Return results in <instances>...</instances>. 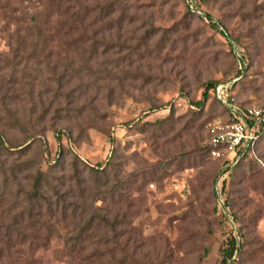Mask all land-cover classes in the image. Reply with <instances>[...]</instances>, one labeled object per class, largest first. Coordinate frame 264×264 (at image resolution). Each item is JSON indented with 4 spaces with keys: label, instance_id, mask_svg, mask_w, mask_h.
<instances>
[{
    "label": "rangeland",
    "instance_id": "rangeland-1",
    "mask_svg": "<svg viewBox=\"0 0 264 264\" xmlns=\"http://www.w3.org/2000/svg\"><path fill=\"white\" fill-rule=\"evenodd\" d=\"M119 4L124 12L99 21L89 41L79 34L70 48H52L49 67L27 53L11 62L0 32V134L16 146L0 151V264H219L232 236L243 243L242 264H264V137L257 159L211 158L207 124L221 110L203 95L208 82L239 77L244 104L264 101V0ZM90 168L103 170L99 179ZM37 169L60 194L82 174L89 211L118 223L96 219L80 234L89 211L73 214L78 201L65 196L54 215H26L29 237L6 247ZM217 186L231 203L224 214Z\"/></svg>",
    "mask_w": 264,
    "mask_h": 264
},
{
    "label": "trees",
    "instance_id": "trees-1",
    "mask_svg": "<svg viewBox=\"0 0 264 264\" xmlns=\"http://www.w3.org/2000/svg\"><path fill=\"white\" fill-rule=\"evenodd\" d=\"M89 0H0V32L5 34L4 39L6 41V47L8 49V53L13 54L11 57V62L23 55L28 54V60H34L36 63H40L39 58L42 57L41 62L45 64V66H50L52 55V48H58V50H62L70 48L77 39V35L82 34V37L89 41V37L94 35V31H97L99 21H103L105 19H112L113 16L117 14L120 10L121 13L124 12L123 6H120V0H105L103 6L91 5L88 3ZM87 18H90L89 21H86ZM213 26L217 27L215 23ZM93 32H92V31ZM83 41V43H86ZM7 62V61H6ZM20 61H15L14 65H20ZM26 62V59L24 63ZM19 63V64H17ZM51 71L55 72L56 66L52 65ZM25 67L22 69V72L26 71ZM38 71V70H36ZM24 77V74H22ZM30 77V75H28ZM37 76L31 77V81H35ZM59 80L61 78L59 77ZM221 82H208L205 87V91L203 92L204 97L207 96V93L210 94L211 99L218 105L221 110V115L217 116L224 120H229L230 114L226 110L225 106L222 104L220 99L218 98V89L222 85ZM231 98L234 102L241 106H245V104L240 99L237 88L235 85L231 88ZM199 105H202V102H196ZM263 102L258 104H253L255 106H260ZM252 105V104H247ZM16 113L13 112L12 119H14L13 123H18V119L16 118ZM216 118V117H215ZM214 119V118H213ZM209 123V122H208ZM207 133V141H208V132ZM35 134V133H34ZM32 134V136L34 135ZM264 133L260 135V137L254 142L253 146L250 148L248 154L241 159H257V148L259 142L263 139ZM31 136L25 137L24 141H28ZM56 139L58 143H61V137L59 134L56 135ZM14 146L12 143L7 144L2 135L0 134V151L6 150L11 151ZM206 152L209 154L208 144L206 142ZM225 154L220 156L224 157ZM211 157V156H210ZM213 158V157H211ZM77 170V168H75ZM23 172L24 169L20 168L18 170H13V177L17 179L20 172ZM100 171L90 168V177H97V173H102ZM30 177V176H29ZM26 178V177H25ZM31 186L27 194L23 192V190L18 189L19 193H24L26 198L25 212H18L17 216L20 218L19 221L15 220L10 223L9 226L6 227L4 231V237H6V241H4V245L8 247L12 242V238H18L24 241L29 235L23 233V223L24 218L27 215L35 216L38 215L39 218L44 216V209H46V213L49 215H54L57 207V203L62 200L65 201V196L76 197V201H72V212L76 214L77 208L82 206V214H86L87 211L91 208L85 202V198L87 194H90V190L87 188L86 180L82 177V174L76 173L73 174V177L70 179H74L75 187L71 184L69 188L60 194L57 186L52 185L46 176L41 170L37 169L33 175L30 177ZM104 180L100 182L104 183L105 186H108L107 176H103ZM82 184V186H81ZM79 186V188H78ZM3 191L6 193L8 184L6 182L2 185ZM1 189V186H0ZM48 191H51L56 198L53 200V197L48 194ZM100 193L106 194V190ZM97 195V192L95 193ZM18 199L17 203L13 204V207H17L19 204L18 193L15 195ZM226 207L231 206L230 201L225 199ZM22 207V206H21ZM55 207V208H54ZM38 208L37 213H34L35 209ZM44 208V209H43ZM64 209L62 208V213ZM91 211V210H90ZM87 213L82 216L81 219L85 221L82 227L79 229V233L81 234L84 230H89L93 227L94 224L97 223L96 219L101 224H105V226H111L112 228L118 223V218L112 221L106 217L98 218L95 212ZM54 212V213H53ZM229 214V213H228ZM64 216V215H63ZM38 218V219H39ZM233 219H235L233 217ZM40 220H36L31 222V226H35L39 223ZM227 248L220 259L219 264H233L232 260L235 255L236 249L239 246L236 264H242L240 262V256L242 252L243 243H239L236 236L230 237L228 240ZM75 248V246H74ZM231 261V262H230Z\"/></svg>",
    "mask_w": 264,
    "mask_h": 264
},
{
    "label": "built area",
    "instance_id": "built-area-1",
    "mask_svg": "<svg viewBox=\"0 0 264 264\" xmlns=\"http://www.w3.org/2000/svg\"><path fill=\"white\" fill-rule=\"evenodd\" d=\"M227 82H223L219 87L218 98L222 102L225 97L230 104L232 112L226 109L230 114V118L229 120H224L216 117L207 124V144L209 154L213 158L238 152L248 144L250 150L254 142L264 133V103L260 106L247 104L241 106L237 104L231 98L232 87L228 88L226 86ZM225 89H227V92Z\"/></svg>",
    "mask_w": 264,
    "mask_h": 264
},
{
    "label": "water",
    "instance_id": "water-1",
    "mask_svg": "<svg viewBox=\"0 0 264 264\" xmlns=\"http://www.w3.org/2000/svg\"><path fill=\"white\" fill-rule=\"evenodd\" d=\"M238 78L239 77H236L232 80H229L226 83V86L228 88H231L234 85V83L238 80ZM222 102L225 105L226 109L229 110L230 112H232V108L225 98H223ZM249 147L250 146L248 144L245 148H242L240 151H238V154L236 155V157L232 160V162L230 164L235 165L239 160L243 159L245 157L247 151L249 150ZM226 172H228V169L224 170L223 173H226ZM223 179H224V176L222 175L220 180H219V183L221 181H223ZM215 193H216V197H217V203H218L219 210L224 214L227 211L226 203H225V200H223V197L221 195V192H220L218 186L216 187ZM237 251H238V248L236 249V252H235V260H236V256H237ZM235 260L233 261V264H235Z\"/></svg>",
    "mask_w": 264,
    "mask_h": 264
},
{
    "label": "bare ground",
    "instance_id": "bare-ground-1",
    "mask_svg": "<svg viewBox=\"0 0 264 264\" xmlns=\"http://www.w3.org/2000/svg\"><path fill=\"white\" fill-rule=\"evenodd\" d=\"M225 91L227 92V89H225ZM237 154H238V152H234V153L230 154L229 159L233 160ZM234 259H235V255L233 256L232 260H234Z\"/></svg>",
    "mask_w": 264,
    "mask_h": 264
}]
</instances>
